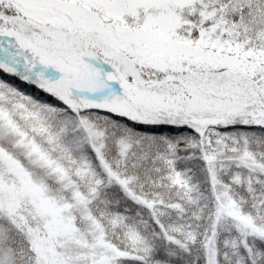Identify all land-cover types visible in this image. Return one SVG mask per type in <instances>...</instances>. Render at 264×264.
<instances>
[{
  "label": "snow or ice",
  "instance_id": "snow-or-ice-1",
  "mask_svg": "<svg viewBox=\"0 0 264 264\" xmlns=\"http://www.w3.org/2000/svg\"><path fill=\"white\" fill-rule=\"evenodd\" d=\"M0 264H264V0H0Z\"/></svg>",
  "mask_w": 264,
  "mask_h": 264
}]
</instances>
